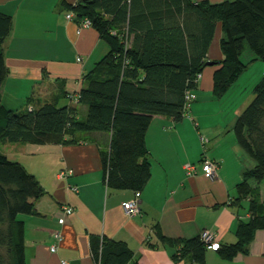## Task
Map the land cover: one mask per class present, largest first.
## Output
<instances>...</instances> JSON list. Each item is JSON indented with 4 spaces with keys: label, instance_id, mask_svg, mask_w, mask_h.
Listing matches in <instances>:
<instances>
[{
    "label": "crops",
    "instance_id": "crops-1",
    "mask_svg": "<svg viewBox=\"0 0 264 264\" xmlns=\"http://www.w3.org/2000/svg\"><path fill=\"white\" fill-rule=\"evenodd\" d=\"M76 1L0 0V12L11 16V29L2 44L6 74L0 85L1 106L20 112L47 102L70 106L76 118L84 119L86 106L72 102L70 96L78 95L83 75L108 49L95 29L77 33L76 22L65 19L64 3ZM221 36L216 23L207 61L222 59ZM217 67L211 65L205 77L201 74L195 100L179 122L152 116L144 136L150 178L140 191V213L132 217L124 215L122 203L133 197V191L108 188L104 181L100 151L108 152L109 134L81 133L67 144L11 143L0 138V154L19 163L43 191L33 212L18 215L23 222L25 264H61L62 260L101 264L93 259L90 246L92 237L102 236L125 243L132 252L129 264H193L189 257L173 259L179 243L160 242L154 232L157 227L171 240L183 241L208 229L221 245L236 241L237 224L249 218L248 198L239 200L236 187L254 163L232 129L249 95L229 91L245 70L224 94L214 95L212 74ZM199 135L208 139L204 149ZM202 156L218 164L212 179L201 170ZM185 163L197 166L195 176H185ZM63 171L68 174L65 178L60 176ZM66 206L73 209L70 215L63 214ZM56 230L61 240L51 253ZM204 264H264V228L256 229L246 252L231 260L206 247Z\"/></svg>",
    "mask_w": 264,
    "mask_h": 264
},
{
    "label": "trees",
    "instance_id": "trees-1",
    "mask_svg": "<svg viewBox=\"0 0 264 264\" xmlns=\"http://www.w3.org/2000/svg\"><path fill=\"white\" fill-rule=\"evenodd\" d=\"M64 8L74 12L76 23L88 19L108 46L82 77L78 102L86 106L85 117L76 118L70 106L47 102L20 112L0 105V138L67 144L81 133L109 134L108 152L100 151L106 186L140 192L150 178L144 136L151 118H183V94L195 88L194 76L206 66L219 23L222 59L212 61L218 65L212 74L214 95L224 94L247 68L246 50L250 61L263 63L253 98L232 129L254 163L236 187L239 200L248 198L249 218L237 224L234 243H219L215 250L224 260L246 252L254 231L264 228V200H258L256 190L264 178V0H77ZM10 29L11 16L0 12V85L6 74L2 44ZM42 193L34 176L0 154V264H25L18 215L33 212ZM154 232L162 243H179L174 260L189 257L193 264H204L206 246L199 235L178 241L164 237L158 227ZM90 250L101 264H129L132 258L125 243L104 236L92 237Z\"/></svg>",
    "mask_w": 264,
    "mask_h": 264
},
{
    "label": "built area",
    "instance_id": "built-area-1",
    "mask_svg": "<svg viewBox=\"0 0 264 264\" xmlns=\"http://www.w3.org/2000/svg\"><path fill=\"white\" fill-rule=\"evenodd\" d=\"M65 19L66 20H73L74 19V12L71 10L66 11L65 13ZM77 24V29L76 32L79 33L82 28H88L91 27V22L88 19H82L80 20ZM77 60H80L77 58ZM201 76V72H197L194 76L193 82L196 84ZM195 92L194 89H188L184 92L183 94V105H182V115L185 116L189 110V106L191 102L195 100ZM72 102H77L78 101V95L75 97H71ZM199 142L201 147L204 149L205 145L208 143V139L205 136L199 135ZM199 165L201 166V170L203 174L206 177L209 178H214L216 170L218 168V164L216 161L209 159L205 156H202ZM184 173L186 177H193L197 174V166L192 163H185L183 165ZM68 174L63 171L60 173V176L65 178ZM72 191L76 192L77 188L72 187ZM140 192L139 191H133V197L122 203V210L124 215L127 217H132L135 215H138L140 213ZM73 209L71 206H66L63 209V214L64 215H70L72 213ZM59 224L63 223V220L60 219ZM52 242L49 244V250L51 253H54L57 250V245L59 241L61 240V232L60 230H56L52 233ZM200 240L203 242V244L211 249V250H216L219 247V243L216 240L215 234L208 230V229H203L199 233ZM61 264H66V261L62 260L60 262Z\"/></svg>",
    "mask_w": 264,
    "mask_h": 264
},
{
    "label": "rangeland",
    "instance_id": "rangeland-1",
    "mask_svg": "<svg viewBox=\"0 0 264 264\" xmlns=\"http://www.w3.org/2000/svg\"><path fill=\"white\" fill-rule=\"evenodd\" d=\"M107 49H108V46H107ZM250 57H251V53L246 50L242 56V60L245 61V63L247 64L246 66L247 68L245 69V72L241 74V78H239L238 81L235 84H233V86H231L229 90L230 92L237 93V94L240 92L242 97L249 95L247 102L245 106L243 107V109L247 106V104L253 98V93H251L250 91L252 90L253 86L261 79L262 74H263L262 61L259 59L250 61L249 60ZM209 67L210 66H205L202 69L201 74L203 77H205L206 73L210 70ZM252 81H255V82H252ZM1 148L2 146L0 144V150ZM250 181L252 185L256 184L252 178L250 179ZM259 189H260V193H259ZM256 190L258 191V200L260 201V195L262 198H264V178L256 186Z\"/></svg>",
    "mask_w": 264,
    "mask_h": 264
},
{
    "label": "water",
    "instance_id": "water-1",
    "mask_svg": "<svg viewBox=\"0 0 264 264\" xmlns=\"http://www.w3.org/2000/svg\"><path fill=\"white\" fill-rule=\"evenodd\" d=\"M213 64H214V62H212V61H207V63H206V65H208V66H211Z\"/></svg>",
    "mask_w": 264,
    "mask_h": 264
}]
</instances>
